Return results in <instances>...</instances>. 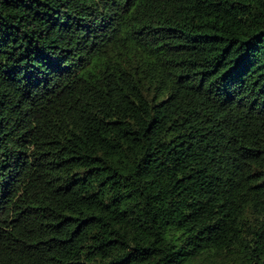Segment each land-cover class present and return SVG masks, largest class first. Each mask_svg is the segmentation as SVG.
<instances>
[{
    "label": "trees",
    "instance_id": "obj_1",
    "mask_svg": "<svg viewBox=\"0 0 264 264\" xmlns=\"http://www.w3.org/2000/svg\"><path fill=\"white\" fill-rule=\"evenodd\" d=\"M0 264H264V0H0Z\"/></svg>",
    "mask_w": 264,
    "mask_h": 264
}]
</instances>
